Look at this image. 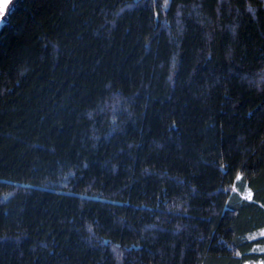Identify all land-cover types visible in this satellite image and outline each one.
Returning a JSON list of instances; mask_svg holds the SVG:
<instances>
[{
	"label": "trees",
	"instance_id": "16d2710c",
	"mask_svg": "<svg viewBox=\"0 0 264 264\" xmlns=\"http://www.w3.org/2000/svg\"><path fill=\"white\" fill-rule=\"evenodd\" d=\"M1 21L0 264L264 261V0Z\"/></svg>",
	"mask_w": 264,
	"mask_h": 264
},
{
	"label": "rangeland",
	"instance_id": "374dc122",
	"mask_svg": "<svg viewBox=\"0 0 264 264\" xmlns=\"http://www.w3.org/2000/svg\"><path fill=\"white\" fill-rule=\"evenodd\" d=\"M9 1L10 0H7L5 2H1L0 4L1 5H3L2 3H7L8 4ZM1 12H0V14H1ZM242 195L244 197H246V198H250L251 197V192L248 189H245V191L243 192ZM262 235H264V228L256 231L255 233H252L251 234V237L254 238V237H258V236H262ZM256 249L257 250H260V251H264V245L257 246ZM245 264H264V261H262V260H258V261H248Z\"/></svg>",
	"mask_w": 264,
	"mask_h": 264
},
{
	"label": "crops",
	"instance_id": "0c3cea01",
	"mask_svg": "<svg viewBox=\"0 0 264 264\" xmlns=\"http://www.w3.org/2000/svg\"><path fill=\"white\" fill-rule=\"evenodd\" d=\"M5 1H7V0H0V3L1 2H5ZM3 5H1L0 4V12H1V14H0V21L4 18V15H5V8H6V6H7V3H2Z\"/></svg>",
	"mask_w": 264,
	"mask_h": 264
},
{
	"label": "water",
	"instance_id": "95a60500",
	"mask_svg": "<svg viewBox=\"0 0 264 264\" xmlns=\"http://www.w3.org/2000/svg\"><path fill=\"white\" fill-rule=\"evenodd\" d=\"M2 23V21H0V24Z\"/></svg>",
	"mask_w": 264,
	"mask_h": 264
}]
</instances>
